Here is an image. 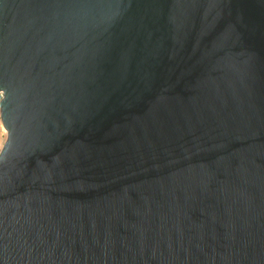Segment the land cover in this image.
<instances>
[{
    "label": "water",
    "instance_id": "1",
    "mask_svg": "<svg viewBox=\"0 0 264 264\" xmlns=\"http://www.w3.org/2000/svg\"><path fill=\"white\" fill-rule=\"evenodd\" d=\"M0 264H264V0H0Z\"/></svg>",
    "mask_w": 264,
    "mask_h": 264
},
{
    "label": "built area",
    "instance_id": "2",
    "mask_svg": "<svg viewBox=\"0 0 264 264\" xmlns=\"http://www.w3.org/2000/svg\"><path fill=\"white\" fill-rule=\"evenodd\" d=\"M4 98V92L2 90H0V103L1 101L3 100ZM0 127L2 128L3 130V134L6 135V130L3 128V125H2V121H1V115H0ZM1 148V147H0Z\"/></svg>",
    "mask_w": 264,
    "mask_h": 264
},
{
    "label": "rangeland",
    "instance_id": "3",
    "mask_svg": "<svg viewBox=\"0 0 264 264\" xmlns=\"http://www.w3.org/2000/svg\"><path fill=\"white\" fill-rule=\"evenodd\" d=\"M5 138H6V135L3 134V131L0 130V147H2Z\"/></svg>",
    "mask_w": 264,
    "mask_h": 264
},
{
    "label": "bare ground",
    "instance_id": "4",
    "mask_svg": "<svg viewBox=\"0 0 264 264\" xmlns=\"http://www.w3.org/2000/svg\"><path fill=\"white\" fill-rule=\"evenodd\" d=\"M3 128H4V127H3ZM0 130L3 131L1 127H0ZM0 149H1V148H0Z\"/></svg>",
    "mask_w": 264,
    "mask_h": 264
}]
</instances>
